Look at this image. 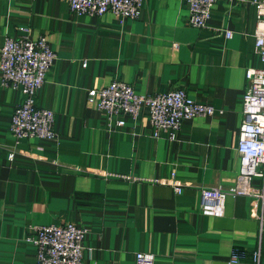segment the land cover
<instances>
[{
  "label": "crops",
  "instance_id": "obj_1",
  "mask_svg": "<svg viewBox=\"0 0 264 264\" xmlns=\"http://www.w3.org/2000/svg\"><path fill=\"white\" fill-rule=\"evenodd\" d=\"M256 29L252 0H217L203 28L180 0H143L139 17L123 22L73 15L68 0H0V45L43 35L55 53L35 100L53 111L56 133L15 139L23 95L0 83V264H36L28 226L65 222L86 229L84 264H136L137 252L154 264H255L258 248L264 264V202L226 194L222 215L200 207L203 187L228 189L240 169L245 70L261 64ZM113 80L139 94L182 88L216 111L184 119L175 140L152 135L145 108L108 125L87 92ZM235 251L242 257L230 263Z\"/></svg>",
  "mask_w": 264,
  "mask_h": 264
},
{
  "label": "built area",
  "instance_id": "obj_2",
  "mask_svg": "<svg viewBox=\"0 0 264 264\" xmlns=\"http://www.w3.org/2000/svg\"><path fill=\"white\" fill-rule=\"evenodd\" d=\"M189 9V23L193 27L206 26L213 4L217 0H180ZM143 0H68L70 12L81 16H102L106 12L115 15L120 22L136 19L140 15ZM256 7L257 29L254 47L260 66L245 70V90L242 95L243 119L236 143L240 157V169L235 183L228 189L203 187L200 194V207L212 215H222L225 195L253 197L263 205L264 202V0H252ZM23 31L27 29L22 28ZM226 37L231 32H225ZM55 60V53L43 35L30 38L23 35L8 37L0 45V83L3 87L19 88L22 100L14 108L9 130L15 139L39 138L54 139V114L47 108L36 104V93L44 84L47 74ZM87 99L94 102L97 109L106 116L108 125H124L119 116L136 118L142 108L147 110L152 135L157 137L161 131H168V138L175 140L184 119L196 116H211L215 113L212 105L197 102L184 89L174 88L153 95L139 94L122 80H113L105 87L90 89ZM13 152L8 154L11 160ZM254 179L261 186L253 184ZM177 193L181 186L172 173L168 180ZM260 221L259 239L264 231V214L258 215ZM25 240L35 247L36 264H84L83 239L86 229L71 222L60 224H30ZM260 248L253 251L251 259L260 261ZM242 256L236 251L230 256L235 263ZM136 264H154L155 256L149 252H137Z\"/></svg>",
  "mask_w": 264,
  "mask_h": 264
}]
</instances>
